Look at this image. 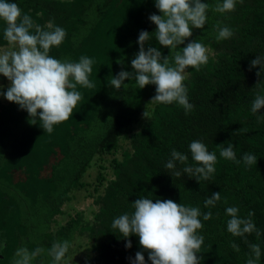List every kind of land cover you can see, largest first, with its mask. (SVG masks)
<instances>
[{"label":"trees","instance_id":"obj_1","mask_svg":"<svg viewBox=\"0 0 264 264\" xmlns=\"http://www.w3.org/2000/svg\"><path fill=\"white\" fill-rule=\"evenodd\" d=\"M12 2L42 27L51 21L66 31L63 43L50 50L52 57L94 60L89 80L95 88L77 86L81 101L69 120L54 126L51 134L40 127L39 120L30 124L26 111L0 96V242H6L0 264L13 261L20 247L44 248L45 253L32 264H52L47 249L53 242L68 240L70 253L77 237L87 239L85 245L75 246L83 255L81 264L86 259L88 264H130L128 258H135L138 251L151 264L137 236L130 238L132 248L128 249L127 241L111 227L114 218L132 213L131 203L140 196L211 211L212 219L200 218L203 228L198 234L204 236L200 264H246L249 248L245 240L260 245L257 264H264V122L258 123L251 112L257 92L264 94V84L253 88L264 77L256 76L259 68L249 71L250 61L264 56V0H237L235 10L223 14L213 10L223 0H202L210 6L206 24L193 29L190 40L208 49V61L198 71H185L189 102L194 105L187 113L177 103L148 105L155 95L154 85L139 90L133 79L125 81L127 87L122 85L119 91L107 86V78L121 71L117 60L123 59L124 70L132 71L140 31L155 32L149 20L151 14H160L155 0ZM217 26L229 27L233 36L218 41ZM4 27L0 21V47L7 45ZM151 45L170 55V49L154 38ZM145 110L147 120L142 116ZM260 114L264 115V109ZM242 128L247 133L233 134ZM194 140L217 154L215 172L208 181L198 183L195 176L182 171L186 165L180 162L176 163L180 177L165 167L173 149L188 155L187 165L194 164L189 150ZM228 141L235 146L239 164L219 155L217 145ZM57 143L62 145V160L52 166L49 177L42 178L39 174L51 155L50 147ZM244 153L254 154L257 163L244 164ZM92 166L96 167L95 182L83 181ZM15 172L23 173L24 179L15 182ZM79 190L87 191L85 198L93 201L88 213L91 220L88 214L73 210L75 215L67 213L64 224L57 223L54 217L63 215L62 206ZM214 192H220L221 200L205 208V198ZM232 206L239 208L241 217L254 212L259 239L255 233L235 237L227 231L226 208ZM232 243L239 246V252Z\"/></svg>","mask_w":264,"mask_h":264},{"label":"clouds","instance_id":"obj_2","mask_svg":"<svg viewBox=\"0 0 264 264\" xmlns=\"http://www.w3.org/2000/svg\"><path fill=\"white\" fill-rule=\"evenodd\" d=\"M236 2L223 0L213 10L221 14L234 11ZM155 7L160 14H151L149 20L156 30L151 34L146 30L140 31L137 40L139 51L131 59L132 71L124 70L123 59L117 60L121 71L107 78V86L119 91L122 85L127 87L125 81L133 79L139 90L154 85L155 95L148 105L177 103L187 113L194 105L189 102L184 83L185 71L188 68L198 71L208 61V49L198 40L190 38L193 29L205 26L210 6L202 0H155ZM0 21L5 24L3 36L8 45L0 48V76L10 82L6 90L0 84V96L26 111L30 124L36 125L39 120L40 127L51 134L54 126L69 120L81 101L82 95L77 86L95 88V84L89 80L94 60L81 56L78 62H72L52 57L50 50L63 43L66 31L54 26L51 21L42 27L30 15L22 13L12 0H0ZM217 28L218 41L233 36L229 27ZM153 38L160 46L170 49V55L165 56L158 47L152 46ZM177 48L180 50L177 51ZM253 68L260 69L256 72L258 78L264 77V56H256L250 61L249 71ZM261 84H264V80L258 79L253 89H259ZM262 109L264 94L257 92L251 103V112L256 115L258 123L264 122V115L260 114ZM142 116L147 120L149 113L145 110ZM247 131V128H242L233 134ZM234 147L231 141L217 145L220 157L239 164L241 161L237 159ZM189 150L194 164L187 165L188 155L173 149L165 167L173 170L172 175L180 177L182 172L176 170V163L180 162L186 165L182 171L190 177L195 176L198 183L200 180H210L215 172L216 152L209 151L199 140L192 141ZM242 160L247 166L257 163V157L252 153H244ZM220 200V192H214L205 198L204 207H215ZM131 206L132 213L119 215L111 224L112 229L127 241L126 248H132L130 238L135 235L139 238L141 248L148 253L151 264H200L202 257L198 253L204 244V236L198 234V230L203 228L200 218L204 221L212 219L211 211L203 212L199 207L148 196H140ZM239 211L235 206L226 208V215L230 217L227 231L235 237L255 233L259 239L261 232L252 220L254 212L250 211L247 217H241ZM245 243L249 248L246 264H257L261 258L260 245L247 240ZM5 246L6 242L0 244V248ZM70 247L68 240L53 242L47 249L52 264L65 261ZM231 247L240 251L236 243H232ZM43 253L45 249L41 247L31 251L27 247H20L14 254L12 264H32ZM128 259L130 264H147L143 251L136 252L135 258ZM85 264H88L87 259Z\"/></svg>","mask_w":264,"mask_h":264},{"label":"rangeland","instance_id":"obj_3","mask_svg":"<svg viewBox=\"0 0 264 264\" xmlns=\"http://www.w3.org/2000/svg\"><path fill=\"white\" fill-rule=\"evenodd\" d=\"M8 45L5 46H1L0 48H4L7 47ZM9 81L7 79H0V84L4 85V89L7 88L9 86ZM33 135H36V133H34ZM62 145L60 143L57 144H53L51 148V155L49 156V158L46 161V164L44 165L43 170L40 172L39 176L40 177H49L51 174V170H52V166L57 164L60 160H62L63 157V153H62V149H60ZM96 167L92 166L91 168L88 169V171L86 172V174L83 177V181L86 182H95V178H96ZM24 179V174L21 172H15L13 179L16 182L18 179ZM87 195V191L84 190H79V191H75L72 193V200L68 203H66L65 205L62 206V211L64 212L63 215H58L55 216L54 219L57 223L59 224H64L65 221L67 220V213L70 215H75L73 210L76 211H80V212H84L86 215L89 213L90 208H92L93 205V201L86 199ZM95 209V207H94ZM98 209V208H97ZM88 217H90V214H88ZM91 220V217H90ZM52 228L51 230H54L55 224H51ZM86 238L85 237H81L80 239L77 237L75 239V243H74V249L76 250V252H73V247L72 250L70 251V253L66 254L65 257V261H62L61 264H81V259L83 257V255H81L78 248H75L76 243L79 244H84L87 243L86 242ZM0 244H3V242H0ZM3 248H0V253L1 250ZM84 254V252H83ZM12 263V258H10L9 262L7 264H11ZM39 263V262H38Z\"/></svg>","mask_w":264,"mask_h":264}]
</instances>
